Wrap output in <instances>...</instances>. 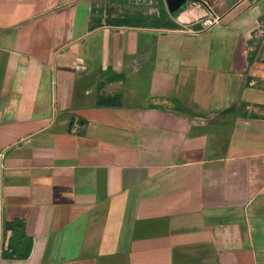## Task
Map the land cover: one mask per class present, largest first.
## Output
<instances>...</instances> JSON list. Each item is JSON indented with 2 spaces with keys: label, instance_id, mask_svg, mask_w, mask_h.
Wrapping results in <instances>:
<instances>
[{
  "label": "crops",
  "instance_id": "1",
  "mask_svg": "<svg viewBox=\"0 0 264 264\" xmlns=\"http://www.w3.org/2000/svg\"><path fill=\"white\" fill-rule=\"evenodd\" d=\"M177 11L0 0V264H264V0Z\"/></svg>",
  "mask_w": 264,
  "mask_h": 264
},
{
  "label": "rangeland",
  "instance_id": "2",
  "mask_svg": "<svg viewBox=\"0 0 264 264\" xmlns=\"http://www.w3.org/2000/svg\"><path fill=\"white\" fill-rule=\"evenodd\" d=\"M94 13L109 22L113 19L134 20L140 19L143 24L167 23L176 17V13L167 10L165 0H92ZM161 8L167 12V18L161 16ZM264 52V43L259 47ZM261 61H264L261 60Z\"/></svg>",
  "mask_w": 264,
  "mask_h": 264
},
{
  "label": "water",
  "instance_id": "3",
  "mask_svg": "<svg viewBox=\"0 0 264 264\" xmlns=\"http://www.w3.org/2000/svg\"><path fill=\"white\" fill-rule=\"evenodd\" d=\"M186 1L190 0H165L167 10L172 13L178 8H180ZM30 239L24 237L23 222L16 221V225L13 228L9 246L11 250L17 256H24L26 254L27 248L29 246Z\"/></svg>",
  "mask_w": 264,
  "mask_h": 264
},
{
  "label": "trees",
  "instance_id": "4",
  "mask_svg": "<svg viewBox=\"0 0 264 264\" xmlns=\"http://www.w3.org/2000/svg\"><path fill=\"white\" fill-rule=\"evenodd\" d=\"M177 11H174L172 13H176ZM161 16L163 18H167V15H168V12L164 9V8H161ZM110 22L114 23V24H122V23H128V24H132V25H139V24H143L142 21L140 19H134V20H120V19H113L111 20ZM158 24H161V23H158V22H155V23H151V24H147V25H150V26H155V25H158ZM143 25H146V24H143ZM164 25H168V26H172L173 25V22L172 21H168L167 23H164ZM29 248V247H28ZM27 254V253H26ZM8 255L11 256V257H17L15 255V253L11 250H8Z\"/></svg>",
  "mask_w": 264,
  "mask_h": 264
},
{
  "label": "built area",
  "instance_id": "5",
  "mask_svg": "<svg viewBox=\"0 0 264 264\" xmlns=\"http://www.w3.org/2000/svg\"><path fill=\"white\" fill-rule=\"evenodd\" d=\"M219 15L215 14V13H210L205 19H203L201 21V29H207L209 27H211L212 25H214L215 23H217L219 21ZM262 24H258L256 26V28H261ZM5 249L6 250H11L10 247H8L7 245H5ZM12 251V250H11Z\"/></svg>",
  "mask_w": 264,
  "mask_h": 264
},
{
  "label": "flooded vegetation",
  "instance_id": "6",
  "mask_svg": "<svg viewBox=\"0 0 264 264\" xmlns=\"http://www.w3.org/2000/svg\"><path fill=\"white\" fill-rule=\"evenodd\" d=\"M186 2H187V1H186ZM183 5H184V4H183ZM183 5H182V6H183ZM182 6H181V7H182ZM181 7H180V8H181ZM180 8H178V9H180ZM178 9H177V10H178ZM177 10H175V11H177Z\"/></svg>",
  "mask_w": 264,
  "mask_h": 264
}]
</instances>
